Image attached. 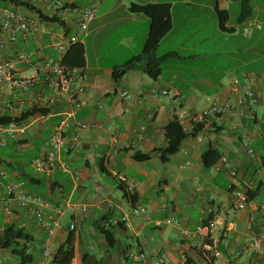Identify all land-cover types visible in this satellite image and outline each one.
Returning <instances> with one entry per match:
<instances>
[{"label": "crops", "instance_id": "0c3cea01", "mask_svg": "<svg viewBox=\"0 0 264 264\" xmlns=\"http://www.w3.org/2000/svg\"><path fill=\"white\" fill-rule=\"evenodd\" d=\"M23 1L46 17L57 14L48 1ZM59 1L97 8L79 42L85 50L88 73L85 93L79 96L78 108L56 101L46 116L36 114L19 123L26 128V135L19 141L8 140L7 146L0 148V167L7 173L6 178H0V193L8 186L23 184V192L52 202L55 209L46 213L63 226L52 237L50 249L55 255L73 236L71 264H155L160 258L164 264H182L183 258L191 264H264V254L248 247L250 236L264 230V0H252L253 13L242 22V5L231 0ZM132 4L169 6L171 28L155 51L161 61L156 80L139 69L127 71L118 80L113 78L115 68L141 55L150 32L151 20L130 13ZM4 8L51 25L53 32L63 30L26 8L10 4ZM217 10L228 13L223 27ZM69 31L71 35L72 25ZM50 43V35L44 32L16 44L0 33V56L30 55L31 64L17 65L16 78H39L29 93L0 87V116L19 117L20 102L23 113L35 106L34 97L44 93L55 96L46 90L40 59L59 57ZM233 78L255 91L257 104L250 109L236 108L221 129H212L214 119L210 118L190 133L183 131L186 138L179 150L163 162L160 151L167 146V126L177 121L180 111L200 113L216 101L226 104L232 100ZM170 89L177 90L178 96L154 97ZM123 92L132 98H122ZM64 119L71 124L68 139L76 136L82 144L78 151L61 152L59 158L67 163L68 172L56 168L38 173L33 167L35 173L29 174L15 164L12 152L6 151L10 145L34 148L32 164L49 151L51 134ZM81 121L93 122L96 128L78 130L76 124ZM116 138L127 147H117ZM208 151L217 155L210 167L203 162ZM135 156L147 159L136 160ZM223 158L236 170L247 196L251 195L244 209L237 207ZM119 185L125 188L127 198ZM5 206L0 205V234L6 226L28 233L29 264H36L42 259L46 230L14 197L7 196ZM137 206L146 208L147 215L130 214ZM123 215L129 217L131 229L120 223ZM168 219L180 226L166 224ZM71 224L75 230H70ZM0 250L4 264H21L11 251ZM134 250L147 253V257L132 259Z\"/></svg>", "mask_w": 264, "mask_h": 264}, {"label": "built area", "instance_id": "2783aa9c", "mask_svg": "<svg viewBox=\"0 0 264 264\" xmlns=\"http://www.w3.org/2000/svg\"><path fill=\"white\" fill-rule=\"evenodd\" d=\"M34 3L38 0H32ZM50 2L51 10L56 14V19L59 22L56 24L60 27L63 23L66 27L72 25L74 31L71 35H66L64 29L61 32H53L51 25L42 24L38 19L30 17L22 12L4 8L0 6V33L6 35L10 44L18 43L19 39L27 40L34 37L39 32L48 33L50 35V45L60 54L58 58L40 57L43 67L45 69L44 83L46 90L54 92L55 96L50 94H40L34 97L32 105L40 108L52 109L56 105V101L78 108L80 106L79 96L85 93L84 83L88 78V73L85 68L66 67L62 64V57L67 50L78 44L82 35H84L90 24L96 17L97 8L95 5L76 7L69 4L62 3L59 0H45ZM100 1V0H95ZM63 28V27H62ZM20 63L31 64L30 55L25 52H18L13 58H6L0 56V87L4 86L9 90H20L24 93H29L32 87H35L39 82L38 76H19L16 78L17 65ZM232 100L226 104H221L218 101L213 103L208 109L200 113H187L180 111L177 116V121L185 133H190L197 126L205 123L208 119L213 118L214 128L221 129L227 117L235 113L236 108L245 106L247 109L254 107L257 104V96L252 88L241 86L236 78H233L232 84ZM178 92L175 89L162 90L155 93L154 97L159 100L161 98L171 99L177 97ZM121 97L127 100L132 98L129 92L121 93ZM20 102L18 105V112L22 113L24 106ZM102 106L100 105L99 108ZM244 114V113H243ZM71 128L68 119L62 120L55 126L50 140L49 151L45 155L34 159L33 167L38 173H44L56 168L66 173L68 172V165L60 160L62 151L75 152L82 148V144L75 136L71 140L68 139L67 133ZM76 128L78 130H92L96 128L93 122H77ZM233 129H235L233 127ZM26 135V128L21 124L10 123L7 125H0V148L7 146L8 140L19 141ZM114 144L120 149L127 147L125 142H121L118 138L114 139ZM248 154L253 152L249 147V143L245 140ZM224 168L228 171L231 179V190L233 191L236 204L239 209H244L248 204V196L245 190L240 186L239 177L236 170L232 167L225 158L222 159ZM6 171L0 167V178H6ZM23 184L8 186L5 193H0V205H6V197H14L22 210L28 211L35 219L36 224L46 230L47 241L42 249V259L36 264H51L54 255L50 249V241L55 235L56 231L60 229L63 224L58 219L47 215L46 211L54 210L55 206L52 202L46 200L42 196L27 194L21 190ZM6 212L10 209L6 207ZM85 207L83 211H85ZM133 216L147 215L146 208L142 206L132 207L130 211ZM166 224H175L180 226L178 221L168 219ZM126 228L131 229L132 225L127 215H123L120 219ZM70 230H75V225H70ZM184 236L188 234L184 231ZM248 247L256 253L264 254V230L254 233L250 236ZM31 249L27 248L25 255H29ZM130 257L135 260H140L147 257V253L140 251H131ZM0 264H4V259L0 250ZM155 264H164L163 259H157ZM182 264H191L186 258H183Z\"/></svg>", "mask_w": 264, "mask_h": 264}, {"label": "trees", "instance_id": "16d2710c", "mask_svg": "<svg viewBox=\"0 0 264 264\" xmlns=\"http://www.w3.org/2000/svg\"><path fill=\"white\" fill-rule=\"evenodd\" d=\"M240 2L242 5L239 22H242L251 17L253 9L251 6L252 0H231ZM13 5L16 7H23L32 12H35L37 16L43 21H49L51 23L59 22L55 17H46L41 11L36 10L29 3L23 0H0V6L5 7L7 5ZM130 13L135 15H143L151 20V28L148 38L143 47L141 55L132 58L126 64L121 67L115 68L113 71V78L115 80L120 79L127 71L139 69L142 70L148 77L156 80L161 74L160 60L156 58L155 51L162 40V38L169 32L171 28L169 18V6L168 5H139L132 4L129 8ZM221 27L228 20V13L226 11H218ZM63 27L65 34L69 35V28L63 23H60ZM62 64L66 67H79L85 66V50L82 43H78L70 47L62 57ZM48 109L34 106L26 109L19 117H11L8 115L0 116V125H7L10 123H22L36 114H42L46 116ZM186 138V134L183 132L181 126L177 121H173L166 128V140L167 146L161 150V160L167 162L173 154H175L181 145V142ZM216 154L213 151H208L203 157V162L207 167L212 166L216 161ZM136 160H145L147 156H135ZM122 192L123 197L127 198L126 190L123 186H118ZM248 198H251L250 193ZM31 238L28 233L23 229H19L15 226H6L3 232L0 234V249L11 251L12 254L17 257L21 264L31 263L32 256H26V245L30 242ZM75 254V240L73 236H70L66 244L60 248L54 255L53 264H71Z\"/></svg>", "mask_w": 264, "mask_h": 264}, {"label": "rangeland", "instance_id": "374dc122", "mask_svg": "<svg viewBox=\"0 0 264 264\" xmlns=\"http://www.w3.org/2000/svg\"><path fill=\"white\" fill-rule=\"evenodd\" d=\"M6 151L12 152V159L15 164L21 165V167L29 174L35 173L34 168L31 164L32 158L36 156L34 148H20L10 145Z\"/></svg>", "mask_w": 264, "mask_h": 264}]
</instances>
